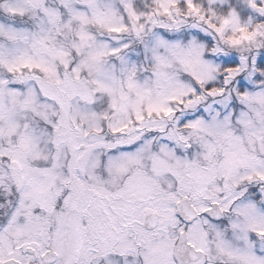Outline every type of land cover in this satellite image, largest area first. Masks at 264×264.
Returning a JSON list of instances; mask_svg holds the SVG:
<instances>
[{"label":"snow or ice","instance_id":"snow-or-ice-1","mask_svg":"<svg viewBox=\"0 0 264 264\" xmlns=\"http://www.w3.org/2000/svg\"><path fill=\"white\" fill-rule=\"evenodd\" d=\"M0 264H264V0H0Z\"/></svg>","mask_w":264,"mask_h":264}]
</instances>
